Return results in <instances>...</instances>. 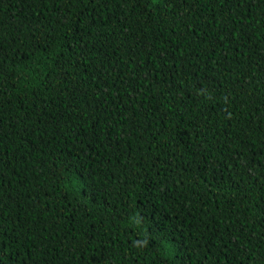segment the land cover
I'll return each instance as SVG.
<instances>
[{
    "label": "trees",
    "instance_id": "16d2710c",
    "mask_svg": "<svg viewBox=\"0 0 264 264\" xmlns=\"http://www.w3.org/2000/svg\"><path fill=\"white\" fill-rule=\"evenodd\" d=\"M0 264H264V0H0Z\"/></svg>",
    "mask_w": 264,
    "mask_h": 264
}]
</instances>
